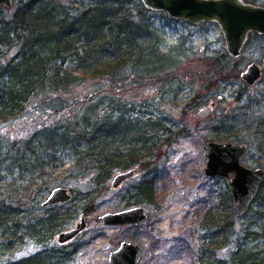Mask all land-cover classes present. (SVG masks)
<instances>
[{"label":"rangeland","instance_id":"obj_1","mask_svg":"<svg viewBox=\"0 0 264 264\" xmlns=\"http://www.w3.org/2000/svg\"><path fill=\"white\" fill-rule=\"evenodd\" d=\"M244 1L264 6V0ZM62 2L75 15L86 0ZM17 4L18 0H11L10 8L0 5L6 19H11ZM149 18L162 32L163 44L157 55L169 48H173L174 54L180 53L177 57L182 66L173 68L176 77L171 84L160 82L166 83L170 77L159 79L150 75L133 83L122 77L109 83L87 76L72 91L49 93L52 98L70 102L84 92L104 88L107 92L114 91L115 99L128 103L131 117L161 122L157 128H148L143 141L131 144L137 148L157 147L148 152L140 150L142 160L148 165L113 187L111 181L119 169L104 183L95 184L89 159L77 162L78 156L67 149L57 151L44 166L39 160L23 158L21 150L31 133L49 123L55 125L66 122L67 118L73 119L75 114L71 102L66 103L70 108L58 111L50 108L42 96L27 101L20 114L0 120L1 151L10 146L6 152H0V210L13 211L7 219L0 218V264L35 257L41 251L52 253L50 250L66 257L60 264H111L108 255L123 240L141 246L139 264H203L207 258L203 257L205 243L218 227L201 226L202 214L216 205L218 195L225 194L226 190L230 192L226 179L204 174L205 138L211 141L214 135L227 136L232 131L236 136L227 141L247 145L241 162L264 168V70L253 85L240 77L249 63H261L264 34L249 32L239 57L234 58L227 53L221 29L215 22L190 24L169 19L162 12L153 13ZM18 48L17 44L3 48L4 58L12 57ZM233 67L238 68V76L232 74L228 80L205 87L212 75L215 77ZM221 114L224 115L221 117ZM168 135L172 137L170 142L165 140ZM129 139L125 141L131 143ZM141 180L153 182L157 196L154 202L133 201L132 187ZM58 186L67 187L72 199L43 206L48 193ZM231 203L229 209L233 214V199ZM137 204L143 205L148 214L139 224L112 226L99 218L105 212ZM219 207H224L222 201ZM81 217L85 226L71 239L59 242L58 234L75 227ZM233 218L234 230L238 232L243 218L234 215ZM30 225L31 230L38 229L41 239L25 230ZM200 247L202 255H199ZM228 249L226 245L209 254L223 258L228 255ZM39 259L32 258V261Z\"/></svg>","mask_w":264,"mask_h":264},{"label":"trees","instance_id":"obj_2","mask_svg":"<svg viewBox=\"0 0 264 264\" xmlns=\"http://www.w3.org/2000/svg\"><path fill=\"white\" fill-rule=\"evenodd\" d=\"M158 12L146 8L141 0H86L75 15L62 0H18L11 19H6L0 8V120L17 116L27 101L38 96L58 111L69 107L66 103L70 102L75 108L73 119L67 118L66 122L63 120L55 125L49 123L31 133L21 150L23 158L39 160L44 166L57 151L67 149L78 156L77 162L89 159L95 184L104 183L115 169L138 167L143 170L148 165L142 160L140 150L148 152L157 147L137 148L131 144L143 141L148 128H157L161 122L131 117L128 103L115 99L114 91L107 92L104 88L84 92L70 102L52 98L49 93L72 91L87 76L109 83L122 78L133 83L150 75L159 79L170 77V81L160 82L171 84L176 77L173 68L179 69L182 64L177 57L180 53L171 52L173 48L162 49L157 55L163 44L162 32L151 24L149 17ZM15 44L19 47L16 54L5 59L3 48ZM237 69L233 67L215 77L212 75L205 87L228 80L232 74L238 76ZM234 135L231 131L227 136L218 134L211 139L222 142ZM171 138L168 135L165 140L170 142ZM127 139L132 140L131 143L126 142ZM2 142L0 138L1 153L10 147L1 151ZM132 188L133 201L151 203L157 199L151 180L138 181ZM230 192L226 190L225 194L218 195L216 205L202 214L201 226L218 227L205 243L204 254L200 247L199 255L207 257L203 264H264V178L239 216L243 219L238 232L234 230V214L229 209L233 199ZM220 201L224 203L223 208L219 207ZM12 213L0 210V218L7 219ZM31 226L25 230L41 239L38 229L31 230ZM54 226L57 227V223ZM226 245L229 247L227 256L211 257L209 254ZM186 249H190L188 241ZM50 251L52 253L41 251L35 257L6 264H60L66 259ZM36 257L40 259L32 261Z\"/></svg>","mask_w":264,"mask_h":264},{"label":"water","instance_id":"obj_3","mask_svg":"<svg viewBox=\"0 0 264 264\" xmlns=\"http://www.w3.org/2000/svg\"><path fill=\"white\" fill-rule=\"evenodd\" d=\"M142 4L153 11L166 13L174 19L190 24L215 22L219 25L228 54L238 58L248 33L255 31L264 34V6L244 0H141ZM0 5L11 7V0H0ZM264 70V56L261 63L251 62L241 71L240 77L248 84L259 79ZM247 151V145L233 141H207V160L204 174L208 177H220L227 180L233 198V214L239 217L255 195L264 178L262 167H250L241 162ZM138 168L122 170L112 178L111 185L118 186L132 177ZM72 199L67 187H54L43 200V206L65 203ZM147 211L141 204L116 211L105 212L99 216L104 224L120 226L136 225L147 219ZM85 221L58 234V241L65 242L74 237ZM142 256L141 246L137 242L123 240L113 249L108 260L111 264H139Z\"/></svg>","mask_w":264,"mask_h":264},{"label":"flooded vegetation","instance_id":"obj_4","mask_svg":"<svg viewBox=\"0 0 264 264\" xmlns=\"http://www.w3.org/2000/svg\"><path fill=\"white\" fill-rule=\"evenodd\" d=\"M250 33H253V32H250ZM222 142H224V141H222ZM136 168H138V167H136ZM138 171H140L139 168H138ZM136 173H137V172H136ZM136 173H135V174H136ZM135 174H134V175H135ZM145 210H146V209H145ZM125 225H130V224H125ZM125 225H120V226H125ZM140 260H141V259H140ZM139 262H140V261H139Z\"/></svg>","mask_w":264,"mask_h":264}]
</instances>
